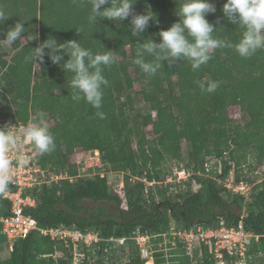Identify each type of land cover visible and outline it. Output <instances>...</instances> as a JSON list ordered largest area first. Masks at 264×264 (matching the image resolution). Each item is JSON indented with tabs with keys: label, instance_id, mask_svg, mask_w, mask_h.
I'll return each instance as SVG.
<instances>
[{
	"label": "trees",
	"instance_id": "16d2710c",
	"mask_svg": "<svg viewBox=\"0 0 264 264\" xmlns=\"http://www.w3.org/2000/svg\"><path fill=\"white\" fill-rule=\"evenodd\" d=\"M209 2L217 9L206 16L217 29L213 35L237 43L241 29L224 16L222 8L226 0ZM180 3L181 0H137L134 14H145L150 7L156 20L149 21L139 37H132L131 16L119 22L120 27L117 21L102 18L89 23L90 0H0V10L10 16L0 25V39L5 38L9 27L21 20L27 31L22 33L25 43L18 39L12 45L15 51L10 60L5 58L7 53L1 50L0 43V75L4 85L0 91V118L28 122L31 112L35 117L39 111L46 113L55 149L38 153V162L50 173L68 175L30 191L36 205L27 207L25 213L41 227L95 229L102 237L127 236L126 247L121 250L124 259L110 264H145L133 238L138 228L158 236L173 222L190 228L237 226L243 221L247 230L259 235L258 240L252 238L248 242L247 264H264V178L247 198L229 193L223 182L236 167V151L256 150L260 159L264 157V49L247 58L239 56L234 48L215 49L209 62L198 70H193L186 60L172 65L163 61L155 75L147 76L133 63L137 42L146 38L161 42L159 32L179 20L175 12L179 11ZM34 33L39 40L28 41L27 35ZM49 36L55 37L58 43L80 41L82 47L94 54L116 51L118 62L104 68L108 85L103 88L100 109L93 108L84 99L73 98L77 94L70 86L73 74L53 64L47 55L42 63L37 62L39 69L32 75L35 64L26 62L25 57L30 48ZM139 79L147 82L142 90L147 106L135 110V116L140 118L131 123L127 108L133 107L134 83ZM209 79L218 81L219 87L212 93L202 92L199 84ZM7 93L12 95L13 103L6 100ZM231 104L240 105L247 118L245 122H233L228 113ZM98 112L104 117L97 115ZM150 124L153 137L144 131ZM134 135L138 138L137 148L133 145ZM183 141L187 143L191 160L198 163L187 162L183 169L189 172L192 168L189 178L202 186L186 193L159 190L161 197L157 198L154 185H150L147 194V182L160 180L159 168L163 162L182 157ZM77 149L99 150L102 161L112 164L113 170L129 173L124 179V197L116 194L106 175L71 180L70 177L78 175V165L71 161ZM212 157L221 162V171L216 162L215 169L208 170L211 176L204 177L200 173L206 171L208 158ZM133 176L138 177L134 182ZM103 202H115L119 211L109 212ZM232 205H237L239 211H234ZM10 206L0 192V215H9ZM244 208L247 214L242 217ZM160 240V236L154 239ZM4 245L9 248L0 223V250ZM64 246L61 239L32 231L14 241L11 256L0 264H72L71 248L67 253L70 262L54 257ZM154 250V264H194L196 259L198 264H217L207 245L203 246L202 255L195 257L187 254L181 243L170 248L173 256L167 255L162 247L156 246ZM261 251L263 254L258 255ZM226 258L229 264H237V258ZM107 260L102 246L94 260L86 259L84 264H107Z\"/></svg>",
	"mask_w": 264,
	"mask_h": 264
},
{
	"label": "clouds",
	"instance_id": "9594fccd",
	"mask_svg": "<svg viewBox=\"0 0 264 264\" xmlns=\"http://www.w3.org/2000/svg\"><path fill=\"white\" fill-rule=\"evenodd\" d=\"M91 13L89 23H95L98 18L120 23L131 16V35L139 37L145 32L149 21L156 20L149 7L145 14H134L133 7L137 0H90ZM109 5L108 7H103ZM217 11L215 4L209 0H181L179 11L175 12L179 20L167 30L159 32L160 41L153 38L137 42L133 63L147 76H153L167 61L169 65L178 60L190 62L193 70H198L209 62L212 52L220 48H234L241 57H250L257 50L264 49V0H226L222 12L227 20L241 29L239 41L235 44L216 38L213 34L217 29L206 16ZM0 10V25L9 18ZM155 17V18H154ZM79 33L80 30L77 29ZM24 21H18L14 27H9L5 38L0 43L16 44L17 40L25 39ZM28 41L39 40L38 34L27 35ZM25 57L26 62L38 64L47 55L53 64L59 65L66 73H72L70 86L76 91L74 99H84L93 108L100 109L103 100V88L108 81L103 75L104 68L118 62L116 51L106 50L94 54L90 49L82 47L80 41L70 40L58 43L55 37L49 36L38 46L30 48ZM47 50V51H46ZM65 56L68 57L65 60ZM147 57H152L149 60ZM63 61V63H61ZM202 92L212 93L219 87L215 80L202 81L199 84ZM101 118L103 113L98 112ZM31 143L38 153H48L55 149V138L49 129L46 113L39 111L35 119L23 129L7 124L0 127V192L6 191L11 181L12 161L9 151L17 149L22 144ZM30 157L16 156L18 166L26 165Z\"/></svg>",
	"mask_w": 264,
	"mask_h": 264
},
{
	"label": "built area",
	"instance_id": "2783aa9c",
	"mask_svg": "<svg viewBox=\"0 0 264 264\" xmlns=\"http://www.w3.org/2000/svg\"><path fill=\"white\" fill-rule=\"evenodd\" d=\"M32 120V117L28 122L19 118H0V127L10 123L16 125L19 130L23 129ZM17 155H24L30 157V159L26 165L18 166L16 163ZM9 159L12 161V178L7 190L2 192V197L11 204L10 214L0 215V223L2 224V232L6 235L11 249H13L15 240L27 237L32 231H38L41 235L51 239L63 240L65 245L71 248L73 252L72 264H84L86 259L93 261L97 255V250L102 249V246H104L107 257L112 242L117 243L114 246L126 247L128 237L125 235L102 237L95 229L82 230L65 226H39L36 219L25 213L27 207L36 205V198L30 191L44 183L66 178L68 175L67 173H50L47 169L41 167L38 162V152L31 143L22 144L15 150L10 149ZM82 161L89 168L99 166L102 163L100 151L93 150L92 153L82 156ZM219 171H221V165ZM179 172L186 174L188 171L181 169ZM233 173L234 168H232L227 178ZM224 184L229 193L239 194L246 198L251 194V189L248 187L249 183L243 179L236 180L235 178L234 183L225 182ZM246 214V208H244L242 217ZM158 236L161 237L159 244L163 249L174 248L181 243L184 245L186 253L192 257H195L196 254L202 255L203 246L207 245L217 264H229L226 256L237 258V264H247L248 242L252 238L259 239V235L253 234L244 227L243 221L237 226L222 224L205 227L198 225L190 228L179 226L176 222H173L167 231ZM158 236L144 233L139 228L135 231L133 238L136 240L145 262L152 259L154 263L152 241ZM78 256H81L80 261Z\"/></svg>",
	"mask_w": 264,
	"mask_h": 264
},
{
	"label": "rangeland",
	"instance_id": "374dc122",
	"mask_svg": "<svg viewBox=\"0 0 264 264\" xmlns=\"http://www.w3.org/2000/svg\"><path fill=\"white\" fill-rule=\"evenodd\" d=\"M23 43L26 42V38L22 41ZM2 44V48L1 50H5L6 51V56L5 58L10 60L11 56L14 54V49L12 47V45H7L4 43ZM39 69V65L35 64L34 69H33V74L36 73ZM131 73L132 76L135 77L136 74L134 72V69L131 68ZM147 86V82L144 79H139L136 80V82L134 83V92H133V101H132V108H127L128 112L130 113V121L131 123L134 122V119L136 118H140L135 116V110L136 109H144L147 106L146 101L143 99L142 97V90ZM4 90V85L1 82V75H0V91ZM5 99H3L4 101ZM6 100L10 101L13 103V98L12 95L10 93L6 94ZM14 109H17L16 107ZM228 113L230 115V117L233 119L234 123H243L246 121V116L243 113L241 107L239 104H231L228 107ZM30 117H32V119L35 118V114L34 113H30ZM47 119V118H46ZM47 122L49 124V121L47 119ZM145 133L149 136V137H153V132H152V125H147L146 128L144 129ZM133 145L135 148H137L138 146V138L137 136L134 135L133 137ZM93 150L90 151H86L83 152L82 149H77L72 155H71V161L75 162L78 165V175L77 176H72L70 177L71 180H75L78 177H84V178H90V177H94L96 174H100V175H106L108 177L109 183L112 187V189L116 192V194L120 197H124V179H125V175L129 174L128 172L125 173L123 171H118V170H113L112 169V164H107L105 162L102 161V163L99 166H95V167H87L84 165L83 161H82V156H85L87 154H89L90 152L92 153ZM228 156V154H227ZM234 157H235V162H236V169H234V173L229 176V178L225 179L223 182H227V183H234L235 178L239 177L243 180H245L246 182L249 183L248 187H250V191H254V189L257 187L258 183L264 178V157H262V159H260L257 155V151L254 150V152H249V151H236L234 153ZM209 160L207 161L206 164V171L205 172H201V175H204V177L206 176H211L210 172H208V170H212L215 169V163L217 162L218 164V170L220 167V161L216 160L215 158H208ZM190 162L191 164H198L196 161L191 160L190 156H189V152H188V148H187V143L186 141H183L182 143V157L181 158H169L166 161L163 162V164L161 165V167L159 168V176H160V180H155L152 182H147V188H146V193L148 194V186L150 185H154V192L157 196V198H160L161 195L158 193L159 190H165L168 193H186L189 190H197L199 189L202 184L197 181L194 180L192 178H189V175L191 173H193L192 168L189 170V173L186 172V174H181L179 171H181V169H183V165L185 166V163ZM65 174V172H63ZM185 175V176H184ZM145 175L141 176V178L144 179ZM138 177L133 176L131 181L134 182L136 181ZM140 179V178H139ZM221 181V180H219ZM154 183V184H153ZM89 205L93 206V203H88ZM244 204V202H243ZM98 205V204H97ZM103 206L109 211V212H113L116 213V211H119V208L117 207V205L115 204V202H103ZM122 207H126V203L123 202ZM231 208L234 211H239L237 205H232ZM255 240H258L256 238H254ZM160 241L156 242V241H152V249L154 250V248L160 247ZM115 244H117L116 242H112L111 243V247L109 246V252L107 253V264L112 263V261H121L124 259V255L121 252V248L122 246L117 245L114 246ZM65 248L63 249H58L56 251V253L54 254V257L56 259L58 258H63V259H67L70 262V257L67 254L69 250V247H67L66 245L64 246ZM12 250L10 247L8 248L6 245L2 246L1 250H0V262H3L7 259H9V257L11 256V251ZM155 251V250H154ZM165 252L167 253V255L169 256H173L174 254H170L169 252H171V250L169 248H165ZM173 252V251H172ZM262 251L259 252L258 255H262ZM253 257H256V255H253ZM252 257V259H253ZM258 257V256H257ZM72 260H73V255H72ZM81 256H78V260L80 261ZM195 259V258H194ZM71 260V261H72ZM150 260V259H149ZM148 260V261H149ZM152 260V259H151ZM146 261L145 264L148 262ZM196 262H194V264H198L199 260L196 259ZM96 262V261H95ZM85 263V261H84ZM59 264V263H57ZM154 264V263H153Z\"/></svg>",
	"mask_w": 264,
	"mask_h": 264
},
{
	"label": "bare ground",
	"instance_id": "6f19581e",
	"mask_svg": "<svg viewBox=\"0 0 264 264\" xmlns=\"http://www.w3.org/2000/svg\"><path fill=\"white\" fill-rule=\"evenodd\" d=\"M146 264H153V261L150 259Z\"/></svg>",
	"mask_w": 264,
	"mask_h": 264
}]
</instances>
